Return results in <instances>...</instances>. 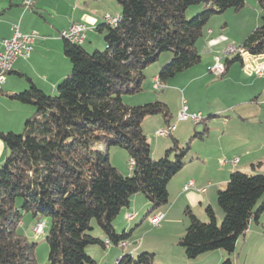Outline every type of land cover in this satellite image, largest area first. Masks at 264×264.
<instances>
[{
    "label": "trees",
    "instance_id": "obj_1",
    "mask_svg": "<svg viewBox=\"0 0 264 264\" xmlns=\"http://www.w3.org/2000/svg\"><path fill=\"white\" fill-rule=\"evenodd\" d=\"M257 1L263 11L262 24L240 45L253 56L264 55V0ZM117 2L121 7L118 23L111 25L104 20L96 29L104 35L105 50L88 52L83 47L86 41L78 45L64 39V54L72 69L55 94L44 92L29 77L28 89L8 94L33 106L36 112L26 119L21 131H0V141L7 149L0 166V264H38L36 243L19 229L22 212L32 214L37 223L49 221V264H97L89 248H123L132 236L134 229L116 231L122 210L142 194L151 205L142 224L168 205V184L186 166L190 143L181 147L173 138L165 156L156 160L143 130L148 116L161 114L169 123L167 105L157 100L130 106L122 95L143 90L146 68L165 51H170L172 58L169 56L157 75L164 86L198 65L202 56L197 42L205 35L210 18L229 8L241 9L245 0ZM198 5L204 10L188 18L187 10ZM225 58L228 65H244L240 53ZM200 122L205 123L203 118ZM204 132H197L190 140ZM112 147L127 151L129 161H134L130 167L133 175L124 176L111 164ZM217 198L222 222L218 223L210 205L205 210L206 222L187 208L189 224L178 244L188 259L224 250L227 256L221 264H233L231 256L238 238L252 220L262 223L264 174L232 171ZM94 222L102 236L92 234ZM155 256L127 253L117 264H153Z\"/></svg>",
    "mask_w": 264,
    "mask_h": 264
},
{
    "label": "crops",
    "instance_id": "obj_2",
    "mask_svg": "<svg viewBox=\"0 0 264 264\" xmlns=\"http://www.w3.org/2000/svg\"><path fill=\"white\" fill-rule=\"evenodd\" d=\"M23 1L24 0H0V51L3 49L2 41L11 38L13 35L14 25H18L20 32L23 34H37L30 55L27 58L20 57L15 60L12 70L7 74L6 81L1 86L0 131L4 132L21 131L22 122L27 119L34 110L33 106L20 103L8 96V94L17 93L30 87V83L26 80V77L31 78L34 84L44 92L55 94L58 84L70 74L72 63L64 54L65 40L60 37L61 31L68 29L72 24H85L88 27L85 43L88 42L89 45L87 48L90 49L102 43L101 35L98 34L100 32L96 29L100 24L105 22L104 16L106 14H111L110 10L116 11L111 15L121 14V7L117 0H35L33 9L31 10L24 8ZM202 40L204 54L209 57L213 55L214 57H207L203 68L201 67L196 75L188 76L190 78H186L183 84L181 83L185 92L186 89H189L192 83L197 79L211 78V80H213L211 74L214 72L212 71V68L208 67L215 64V56L222 55L220 50L221 47H223V43L227 41V37L222 33L217 34L215 29L208 28ZM87 48L85 47V49ZM221 57L222 62L226 66V72L219 76L220 80L224 81V79H230L234 73L240 74L243 78L239 85L247 91L246 95L248 94L249 98H244L238 102V105L251 104V106H254L253 110L256 111V115H260L256 117L260 118L261 116H264V95H261L264 93V76H258L256 73H248L245 66L241 63H238V65L233 63L228 65L226 63V58L223 55ZM169 58H167L164 63H166ZM203 58H201L200 61L202 64L204 60ZM245 61L246 63L249 61L252 66L257 62L250 61L248 58L245 59ZM162 65L164 64L158 65L154 72H158ZM204 66H206V68ZM190 69L184 72H188ZM155 73L153 78L158 75H155ZM170 84L173 86V83ZM145 86L147 87V85ZM184 91H182V93ZM161 99L165 104H168L167 97H161ZM153 100V96L147 99L146 97H136L132 99V105H143L145 103L143 101ZM184 102L187 106L188 112L191 113L189 101L184 98L183 94L182 107ZM239 109L233 104L223 105L219 108H211L212 112L210 116H212V118H225H222V120L219 121L218 124L220 125L217 127L211 128L206 125L203 130L205 132L201 137H198V139L208 138L212 129L220 130V133H218L217 141L213 146L201 149L200 153L197 154V157L193 158V160H196L203 167L208 169L207 173L203 176H198L196 174L193 175L191 170L185 169V171H180L174 176L168 184L169 203L165 206L166 211L161 210V212L165 214L164 221L162 222L177 228L180 233L181 231L182 233L183 231H186L189 223L185 218V210L187 208H190L192 213L198 218L206 219L205 210L206 207L210 205L216 212L217 219L222 220L223 213L218 206V202L217 204L214 202V196H217L218 190L226 185L230 173L234 171L233 169L239 168L243 162L251 163L249 164L251 167L256 163H260V165L264 164V156L261 149L264 147V143L257 138V134L254 132L251 136L249 135L250 132L239 134L231 128L232 122L234 125L244 126L249 122L260 124L262 123V120L255 117V121H253L254 116H249L247 113L250 109L248 107L242 106V108ZM180 111L181 110H178L177 112V122L179 123L182 122L178 121V113ZM233 112L238 115L239 121H233ZM193 113H201V111H194ZM164 122L166 125L160 121L155 126V129H157L156 133L160 129H164L167 126L174 124L171 123V120H169V123H166V121ZM196 123H198V121ZM254 131L256 132L257 128ZM170 137H172V135ZM177 140L180 141L179 139ZM159 144L160 143H158L155 148L156 154L161 151V149L157 148ZM162 144L164 149L168 147L167 142ZM6 152L7 149L4 143L0 141V166L5 159ZM235 158L238 159V163L235 166L231 164L222 165L220 163V160L222 159L231 161ZM190 180H194L197 187H206V191L200 192L194 189L185 190L184 186ZM148 205V201L146 199L143 200L142 197H140V194H137L133 198L131 204L134 209H141L145 206L148 207ZM258 225L260 224L255 220H252L249 227L254 232H257ZM121 227L126 229L125 224H121V222L115 223L117 232H120ZM245 234L244 236L247 238L245 239V242H247L250 235ZM91 251L97 260V263L104 262V264H117V261L124 254L130 253L135 255L140 249L139 247H130L127 243L123 248L110 247L105 251L100 248H95ZM180 253L183 254L184 258L188 259L182 248ZM221 256L224 258L226 253L221 254Z\"/></svg>",
    "mask_w": 264,
    "mask_h": 264
},
{
    "label": "rangeland",
    "instance_id": "obj_3",
    "mask_svg": "<svg viewBox=\"0 0 264 264\" xmlns=\"http://www.w3.org/2000/svg\"><path fill=\"white\" fill-rule=\"evenodd\" d=\"M211 8H215V6L212 5ZM203 10H204L203 5L192 6L187 10L186 16L188 18H192L193 16L197 15ZM110 12L111 14H113L116 11L110 10ZM262 15H263V11L257 0H245L244 7H242L241 9L236 10L233 8H229L222 13L214 14L208 21L205 30H207L208 28H212L215 29L217 34L222 33L227 37V41L223 43V47H221L220 50V52H224L230 47L238 48L242 44L243 40L254 29H256L258 26L262 24ZM98 34L101 35L102 43L90 49L87 48V46L89 45L88 42L85 43L83 47L84 48L86 47L88 52L105 50L106 45H105L104 35L102 33H98ZM197 47L202 58L204 57L203 58L204 60H203V64L201 62L198 65H196L194 68L189 70L192 72L189 71L181 72L169 80L167 84V88L165 87V90L163 91L155 90L153 87V79H152L155 73L154 70L158 67V65L161 64L165 65L167 62H169L170 59L166 63H164V61L167 58H169V56L172 58V53L170 51H165L160 54L159 59L155 63H152L146 68L145 70L146 77L142 84L143 90L140 93H136V94L125 93L122 95V98L125 104L132 106V99L136 97H146V99L151 98L152 96L154 97L153 101H143L145 102L144 104L153 103L157 100L163 102L161 97L163 98L167 97L168 104L166 105L170 113H172L171 114L172 116L170 118L171 123H174L177 126L176 130L172 133V137L170 136L159 137L156 133L157 129H155V126L160 121H162L163 124H165L164 122L165 120L161 114L148 116L146 119H144L142 124L143 130L151 145L153 158L158 160L163 156H165V151L167 148L170 147L173 138L175 139L177 138L180 140L179 143L181 147L186 146L188 143L191 144L190 152L185 158L186 166L182 169V171L188 169L191 170L193 175L196 174L198 176L199 175L203 176L204 174L207 173L208 169L203 167L196 160H193V158L197 157V154L200 153L201 149L208 148V146H213L215 144V142L217 141L218 133H220V130L218 131L212 129L211 132L209 133L208 138L207 137L204 139L195 138L192 139V141L190 140V138L194 136L197 132L198 133L202 132L205 129L206 125L211 128L219 126L220 125L218 124L219 121H221L222 118H225V117H221V118L219 117L215 119L212 118V116H210L212 112L211 108L212 107L219 108L220 106L223 105L233 104L237 106V109L242 108V106L250 108L247 111V113L249 114V116H254L253 121H255L256 116H260V115H256L257 114L256 111L253 110L254 106H251V104L238 105V102L248 97V94L246 95L247 91L244 90L241 87V85H239V83L243 78L238 73H234L230 79L227 80L224 79V81L220 80L219 75L212 73L211 76H213V80H211V78L197 79L192 83L189 89H186V92L184 91L183 89L184 87L182 86V84L185 81V79L190 78L188 76L196 75L197 71H199L201 67L203 68V65L205 64V60H207V57H209L204 54L202 39H200L197 42ZM235 55L236 54L232 53L227 57L233 58ZM213 57L214 56L212 55L209 58H213ZM164 65H162V67ZM235 65H238V63H235ZM204 67L206 68V66ZM212 67H214V64H212L208 68H212ZM159 71L156 72L155 75L158 74ZM170 83H173V86ZM145 85H147V87ZM182 91L184 92L182 93ZM183 94H184V98L189 101L191 107L190 114H192L194 111H201V115L198 120V123H196L197 120H193V119L182 121L180 123L177 122V112L182 108ZM261 95H264V93H262ZM35 112L36 111L33 110L31 115H33ZM232 116L234 122L239 121V117L238 115H236L235 112H233ZM202 118L204 119L206 124L204 122L199 123V121H201ZM256 118L262 120V123L254 124V122H249L244 126H239V125H234L232 122L231 128L232 130L236 131L239 134L250 132L249 134L250 136L254 132L257 134V138L264 143V116H261L260 118L259 117ZM25 122L26 119L22 122V128L24 127ZM256 128L257 131L255 132L254 130ZM166 142L168 147L164 149L162 143L165 144ZM158 143L160 144L158 145L157 148L161 149V151L156 154L155 148ZM261 149L264 156V147H262ZM109 157L111 164L117 167L124 176L133 175V171H132L133 169H131L129 166V156L125 149L119 147H112L109 149ZM249 164L251 163L243 162L239 166V168L233 170H240V171H245L248 173H256V174L262 172L261 174H263L264 164L259 166L257 165L258 163H256L255 169H253ZM140 197H142L143 200L145 199V197L142 194H140ZM214 202L216 204L218 202V198L216 195L214 196ZM20 203L21 200H18V204ZM150 209H151L150 204L148 205V207L145 206L142 207L141 209H134L133 206H131L129 209H123L118 219L116 220V222H121V224H125L127 230L134 229V231L132 232V236L128 241V245L134 248L139 247L140 251L135 255H138L142 252L156 253L155 256L156 258L153 264H221L223 260L226 258L227 253L224 250L210 251L200 255L195 259L184 258L183 254L180 253L181 248L178 245V241L180 237L185 234V231H183V233L181 231L180 233L177 228H174L170 224H164V222H162V224H160L159 226H153L150 222V218L154 214L160 213L161 210L166 211L165 206L156 210L155 212L157 213H154L152 216H148L142 222V224H139ZM128 211L130 213L135 214V217L132 220L127 219ZM22 214L23 216L19 229L28 236L30 241L36 243L35 257L37 263L49 264V260H48L49 246L46 240L49 231V221L48 220L39 221L38 225H40L41 222L45 221L47 223V226L45 228L44 233L40 235H35L34 227L37 223V219H35L30 213L22 212ZM185 218L189 222V218L186 213H185ZM261 219H262V223L258 225L259 227L257 226L258 227L257 232H254L252 229H250V227L248 228L246 234L250 236L247 242H245V239L247 238L244 235L238 238L236 243L235 253L232 254L231 256V258L233 259V264H264V212L261 215ZM204 220H207V218L201 219V221ZM221 222L222 220H218V223ZM93 225H94V230L92 234L96 237L102 236L101 229L98 227L97 223L94 222ZM123 230H124L123 227H121L120 232H122ZM92 249H95V247L92 246L91 248L88 249V251L92 253L91 251ZM223 253H226V256L224 258L221 256V254ZM97 264H104V262L102 263L100 262Z\"/></svg>",
    "mask_w": 264,
    "mask_h": 264
},
{
    "label": "built area",
    "instance_id": "obj_4",
    "mask_svg": "<svg viewBox=\"0 0 264 264\" xmlns=\"http://www.w3.org/2000/svg\"><path fill=\"white\" fill-rule=\"evenodd\" d=\"M35 0H24L23 6L27 10L33 9ZM118 15H111L106 14L104 16V19H111L114 20L115 18H118ZM87 30L88 27L85 24L82 23H76L72 24L68 29L61 31L60 37H63V35H71L75 36L79 39L81 43H84L87 39ZM37 37L36 33H30V34H23L19 30L18 25L13 26V35L11 38L4 39L2 41L3 49L0 51V90L2 84L6 81L7 74L12 70L13 64L16 59L22 57L27 58L30 53L33 50V43L35 38ZM227 52V53H226ZM237 54L240 53L244 60V66L248 73H256L258 76H264V55H257L253 56L245 52L240 46L238 48L230 47L226 51L222 52L223 56H228L230 54ZM222 55L215 56V64L214 67H212V71L216 75H223L226 72V66L222 62ZM249 59L250 61H257L254 66H252L249 61H245V59ZM153 87L155 90L161 91L165 89L164 87H157L155 80L153 78ZM201 113H192L190 114L187 110V106L185 105V102L183 103V107L181 111L178 113V121H187L190 119L197 120L199 118ZM176 124H172L167 126L166 128L160 130L157 132V135L159 137H169L172 135V133L176 130ZM220 163L222 165L231 164V165H237L238 159H232L231 161L222 159L220 160ZM130 167L134 165V161H129ZM185 190H197L200 192H205L206 187H197L194 180L188 181L185 186ZM132 215L134 214H128V220L132 219ZM165 218V214L160 212L157 214H154L150 218V222L153 226H159L163 219ZM47 224L46 222H41L39 225V230H37V233L35 235H40L44 232V229L46 228Z\"/></svg>",
    "mask_w": 264,
    "mask_h": 264
},
{
    "label": "bare ground",
    "instance_id": "obj_5",
    "mask_svg": "<svg viewBox=\"0 0 264 264\" xmlns=\"http://www.w3.org/2000/svg\"><path fill=\"white\" fill-rule=\"evenodd\" d=\"M105 20L107 21V23H109V24H111V25H115V24L118 23V21H119V17H118V18H115L114 20H111V19H105ZM62 38L67 39V40H69L70 42H72V43H74V44H78V45L83 44V43H81V42L79 41V39L76 38L75 36H71V35H63ZM154 80H155V83H156V86H157V87H163V86H164L163 84H161V82H160V80H159L158 77H155ZM199 118H200V117H199ZM199 118H197V121L199 120ZM133 218H134V215H132V219H133ZM127 219H128V216H127ZM132 219H131V220H132ZM37 230H39V225H38V223H37V224L35 225V227H34V232L37 233Z\"/></svg>",
    "mask_w": 264,
    "mask_h": 264
}]
</instances>
